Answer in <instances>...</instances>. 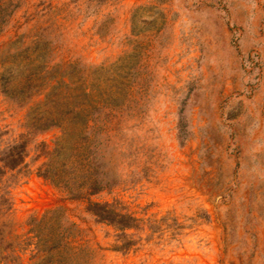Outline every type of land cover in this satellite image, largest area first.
<instances>
[{
  "label": "rangeland",
  "instance_id": "rangeland-1",
  "mask_svg": "<svg viewBox=\"0 0 264 264\" xmlns=\"http://www.w3.org/2000/svg\"><path fill=\"white\" fill-rule=\"evenodd\" d=\"M21 139L0 264H264V0H0V159Z\"/></svg>",
  "mask_w": 264,
  "mask_h": 264
},
{
  "label": "trees",
  "instance_id": "trees-1",
  "mask_svg": "<svg viewBox=\"0 0 264 264\" xmlns=\"http://www.w3.org/2000/svg\"><path fill=\"white\" fill-rule=\"evenodd\" d=\"M95 111L96 109L94 105H85L83 107L72 106L65 109L66 113L78 119H81L83 125L86 124L87 119L91 117ZM56 125H58L56 121L49 120V122L46 123L45 126L49 127ZM25 143L26 141L21 139L15 144L9 146L4 154V157L0 159V167L11 169L22 163L25 156ZM43 155L47 158V161L43 164L42 168L39 169L38 175L44 179H48L49 181H53V183H56L54 178L56 176H60V174H56L52 166L50 165L49 158L51 155V151L44 150ZM98 184V181L94 179L88 181V183H84V185L79 189L80 191L83 190V193H81L80 191H74L70 187H66V189L71 192V198L77 199L81 198L82 194H91L98 191L101 188V186ZM86 201L87 202L85 208L93 215L96 221L103 222L107 225L112 226L115 230L119 231L123 237L127 236L125 231L133 229L135 227L137 219L131 214L117 209L112 202ZM128 245L129 243L125 244L124 246Z\"/></svg>",
  "mask_w": 264,
  "mask_h": 264
}]
</instances>
